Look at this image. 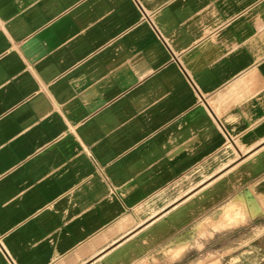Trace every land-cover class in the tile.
<instances>
[{"label":"crops","instance_id":"1","mask_svg":"<svg viewBox=\"0 0 264 264\" xmlns=\"http://www.w3.org/2000/svg\"><path fill=\"white\" fill-rule=\"evenodd\" d=\"M0 264H264V0H0Z\"/></svg>","mask_w":264,"mask_h":264},{"label":"bare ground","instance_id":"2","mask_svg":"<svg viewBox=\"0 0 264 264\" xmlns=\"http://www.w3.org/2000/svg\"><path fill=\"white\" fill-rule=\"evenodd\" d=\"M242 203H243V202H242ZM245 204H246V203H244V206H245ZM247 205H248V204H247ZM234 207H235V206H234ZM234 207H233V208H234ZM237 208H238V207H237ZM243 208H244V207H242V209H243ZM239 209H240V208H239ZM225 210H226V209H225ZM235 210H236V209H235ZM235 210H233V211H235ZM226 211H227V210H226ZM229 212H230V211H229ZM232 213H233V212H232ZM233 214H234V213H233ZM237 214H238V213H237ZM255 214H256V213H255ZM219 215H220V214H219ZM239 215H240V214H239ZM242 215H243V214H242ZM220 216H221V215H220ZM231 218H232V217H231ZM231 218H230V219H231ZM238 219H239V218H238ZM240 219H241V218H240ZM207 220H209V219H207ZM236 220H237V219H236ZM209 221H210V220H209ZM205 222H207V221H205ZM215 224H217V223H215ZM231 224H234V223H231ZM168 249H169V248H168ZM168 249H167V250H168ZM170 249H171V248H170ZM177 249H178V248H177ZM181 249H182V248H180V250H181ZM173 250H174V249H173ZM169 251H170V250H169ZM173 252H174V251H173ZM179 254H180V253H179Z\"/></svg>","mask_w":264,"mask_h":264}]
</instances>
